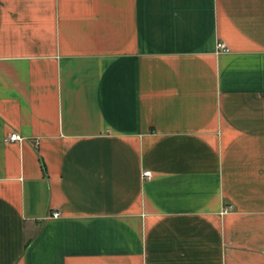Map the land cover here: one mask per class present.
Listing matches in <instances>:
<instances>
[{"label": "crops", "instance_id": "0c3cea01", "mask_svg": "<svg viewBox=\"0 0 264 264\" xmlns=\"http://www.w3.org/2000/svg\"><path fill=\"white\" fill-rule=\"evenodd\" d=\"M0 264H264V0H0Z\"/></svg>", "mask_w": 264, "mask_h": 264}, {"label": "built area", "instance_id": "2783aa9c", "mask_svg": "<svg viewBox=\"0 0 264 264\" xmlns=\"http://www.w3.org/2000/svg\"><path fill=\"white\" fill-rule=\"evenodd\" d=\"M219 48H220L222 51H224V52L227 51V48H226V47L224 48V47H223L222 45H220V44H219ZM6 139H7V140H10V141H14V139H19V135H18L16 132H14V133L10 134L9 136H7ZM150 175H151V171H150V170H146V171H144V173H143V177H144V176L149 177ZM53 215L58 216L59 213L54 212Z\"/></svg>", "mask_w": 264, "mask_h": 264}]
</instances>
